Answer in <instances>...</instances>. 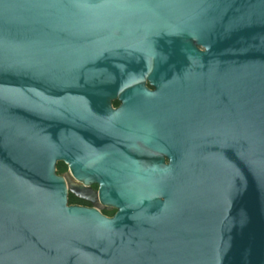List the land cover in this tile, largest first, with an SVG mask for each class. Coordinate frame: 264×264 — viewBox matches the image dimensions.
I'll list each match as a JSON object with an SVG mask.
<instances>
[{"label":"water","instance_id":"obj_1","mask_svg":"<svg viewBox=\"0 0 264 264\" xmlns=\"http://www.w3.org/2000/svg\"><path fill=\"white\" fill-rule=\"evenodd\" d=\"M0 264H264V0H0Z\"/></svg>","mask_w":264,"mask_h":264},{"label":"flooded vegetation","instance_id":"obj_2","mask_svg":"<svg viewBox=\"0 0 264 264\" xmlns=\"http://www.w3.org/2000/svg\"><path fill=\"white\" fill-rule=\"evenodd\" d=\"M150 89H154L152 85L147 83ZM113 108H118L121 105V101L118 98L112 99ZM164 117V116H163ZM167 118L172 119L168 122L176 125L177 123H186L187 121H178L179 119L188 118V116L182 115L181 113L172 112L166 115ZM118 150L121 154L131 156L136 162L139 161L142 166L147 167L154 161H160L161 166L177 167L179 171H183L180 167H183V161L181 157L180 147L172 145L167 152H162L160 148H155L149 145L142 144L137 140L132 141L129 144H120ZM56 171L59 175L65 177L68 185V199L70 204H77L86 207H92L94 205L99 206V210L107 215L113 216L116 212L115 207H108L107 205L101 203L98 199L90 197H82L76 194V192H99L100 184L97 182L85 183L78 180L72 173L70 166L62 160H59L56 164ZM182 172V173H183Z\"/></svg>","mask_w":264,"mask_h":264},{"label":"trees","instance_id":"obj_3","mask_svg":"<svg viewBox=\"0 0 264 264\" xmlns=\"http://www.w3.org/2000/svg\"><path fill=\"white\" fill-rule=\"evenodd\" d=\"M72 201H70V203H71Z\"/></svg>","mask_w":264,"mask_h":264}]
</instances>
